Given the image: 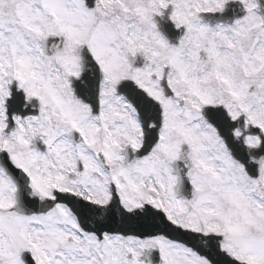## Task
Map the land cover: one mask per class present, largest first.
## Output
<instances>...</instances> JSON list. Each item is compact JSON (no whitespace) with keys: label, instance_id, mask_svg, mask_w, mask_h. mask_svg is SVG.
Instances as JSON below:
<instances>
[{"label":"snow or ice","instance_id":"1","mask_svg":"<svg viewBox=\"0 0 264 264\" xmlns=\"http://www.w3.org/2000/svg\"><path fill=\"white\" fill-rule=\"evenodd\" d=\"M0 264H264V0H0Z\"/></svg>","mask_w":264,"mask_h":264}]
</instances>
